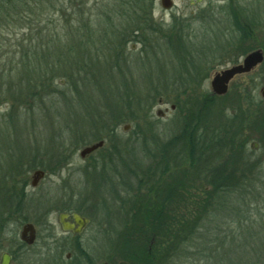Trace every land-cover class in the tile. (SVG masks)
Masks as SVG:
<instances>
[{"label": "trees", "instance_id": "16d2710c", "mask_svg": "<svg viewBox=\"0 0 264 264\" xmlns=\"http://www.w3.org/2000/svg\"><path fill=\"white\" fill-rule=\"evenodd\" d=\"M96 1L0 0V47L6 41L12 40L11 35L24 33L20 38L15 35L21 56L19 59V52L13 51L9 59V76L20 74L22 67L26 69L23 81L26 84L25 93H29V98L49 97L47 99L51 101L52 98H58L55 95L60 94L63 99L60 100L68 108H65L67 118L73 119L71 113L75 115L77 137H83L88 129L97 128L105 134L100 135L98 141L104 139V136L115 140L118 136L116 131L120 126L136 123V136L143 141L146 137L147 141L152 139V145H155L157 151H152V171L147 169L151 174L139 175L138 172L130 170V175L137 179L136 187L128 183L129 177L121 181L129 192V199H123L122 203L129 207L128 223L134 228L130 227L121 233V236H124L121 240L122 248L138 249L144 257L143 264H156L153 258L160 257L163 251L160 247V244H163L161 240L169 243L171 239H175L177 248L182 241H187L182 240V237L191 235L198 224V218L185 219L189 215H186V210L181 211L180 205L190 201L188 198L191 197L192 189L200 191V181L205 182V198L196 197L197 201L202 204L205 199L208 205L216 206L215 203L228 202L232 197L236 199L238 191H249L246 186H251V181L246 180V175L249 177L260 168L259 161L252 162L246 153L253 135L264 139V110L257 109L253 114V109L246 107L249 103L243 104L240 100V96H243L240 93L235 96L239 100L238 109L232 108L230 113L223 107V101L228 100L229 96L219 97L213 93H205L200 88L201 83L209 78L206 72L207 60L214 58L213 55L210 57L211 48L219 55L230 51L232 63L237 64L240 58L255 50L243 44L253 38V32L257 28L248 21L244 11L234 4L233 15L237 30H233V36L226 41L227 45L220 46L206 41L204 44H193L190 47L184 46L181 41L175 45L169 44L168 53H178L181 60L179 62H191L192 69L188 66L185 70L184 65L180 64V67L176 66L180 73H173L174 77L171 76L172 70L167 71L163 65L153 71L152 62L148 61L150 55H147V59L133 61L134 68H137L139 63L144 72H135L138 77L128 81L125 75L128 72L125 71L128 63L126 62L125 67L122 66L125 64V46L133 39L142 46L146 45L149 40L144 31H159L151 16L155 0H112L122 17L118 25H122L124 29L119 33L117 27L113 26L114 19L108 22L110 29L94 28L92 17L98 15L100 18V12L95 14L94 11L102 8ZM235 1L237 0H232L231 3ZM135 25L139 28L134 32ZM102 32L104 35L99 36ZM237 37L242 40L237 41ZM216 38L219 37L216 35ZM174 48H178V52ZM130 71L132 72V69ZM56 79H64L66 84L68 82L72 98L55 88ZM142 90L146 93L144 105L141 97L137 96ZM95 96L101 97L99 102L105 101V111L95 107L100 104L95 103ZM162 103L172 104L177 108L176 117L178 118L179 112L182 116V121L178 122L180 128L177 136L174 132L167 141L159 137L152 123L151 110L154 105ZM51 110L53 108L49 106L48 111ZM7 120L3 123L17 121L14 118ZM142 123L145 124L143 129ZM64 128L72 131L70 125H65L60 128L61 135L66 133ZM82 128L84 130H81ZM117 143L119 142L115 141L113 145L116 150ZM115 153L110 150L107 154ZM50 158L51 161L42 164L49 172L52 169V161L57 160L59 165L64 161V155L61 156V153ZM119 159L122 162L126 160L120 157ZM13 166L12 162L10 167ZM13 183L15 210L20 212L24 193L18 191V187L27 181ZM6 196L3 192L0 207H5H1L0 218L7 208L12 210L8 202L4 201Z\"/></svg>", "mask_w": 264, "mask_h": 264}, {"label": "rangeland", "instance_id": "374dc122", "mask_svg": "<svg viewBox=\"0 0 264 264\" xmlns=\"http://www.w3.org/2000/svg\"><path fill=\"white\" fill-rule=\"evenodd\" d=\"M231 1L172 0L173 7L165 10L162 8L160 0H155L151 16L153 24L159 31L156 33L151 30L144 31L149 40L146 45L142 46L133 39L125 46V64L122 66L125 67L126 62L128 63L127 69H125L128 71L125 73L126 79L132 81L133 78L138 77L135 72H144L139 63L138 67L134 68L135 62L133 61L141 60V58L147 59V55H150L148 61L152 62L153 71L163 65L167 71L171 72L172 70L171 76L173 77L176 72L180 73L176 66L180 67L179 61L181 60L178 53L175 55H170L174 54L171 51L170 54L168 53L169 44L175 45L181 41L184 46L190 47L193 44H204L206 41L220 46L227 45L226 41L233 36V30H237L233 15L234 4L244 11L248 21H251L257 28L253 32V38L250 41L246 40L243 45L253 47L254 51L262 50L264 52V0H237L235 3H231ZM96 2L102 8L94 11L95 14L100 12V18L98 15L92 17L94 28L104 29L107 27L110 29L111 25L108 22L114 19L113 26L117 27L118 33L121 32L124 27L122 29V25H118L120 24L118 21H122L121 13L118 12L119 8L114 7L112 0H97ZM138 28L136 25L133 26V31L135 32ZM15 35L20 38L24 33H15ZM15 35H11L12 40L6 41L0 47V71H6L0 73V186L4 188V184L7 186L11 181V177L8 179L7 176L10 171L16 175L13 182L25 180L30 185L34 161L38 164L40 161L47 164L48 161H51L50 156L55 157L58 153H61V156H66L75 152V157L69 161L72 168L83 170L85 167H92L95 171L93 174H91L92 171L88 174L81 171L63 173L62 175H46L37 189L29 187L32 197L29 199L30 205L24 211V216L30 223L38 222L35 225L41 232L36 244L27 248L23 253V261L26 264H104L105 254L108 250L122 248L121 238L124 236H121V233L132 227L128 223L129 207L122 203L123 199H129L127 196L129 192L116 173H98V171L101 172V164L100 166L94 164V158L100 156L99 152L85 160L80 157V152L84 148L94 145L100 135L104 134V131L97 128L88 129L83 137H77L75 115L71 113L69 115L73 119L67 118L68 113L65 110V103L61 101L63 99L60 94L55 95L58 98H52V102L47 99L49 97L44 99L29 98V93H25L24 85L26 84L23 81L26 69L22 67L20 74L9 76L11 65L9 59L13 51L19 52L17 54L19 59L21 56ZM27 35L28 32L26 37ZM101 35H104V32L99 36ZM216 35L219 38H216ZM237 38V41L242 40L241 37ZM65 44L69 46L68 43ZM237 44L239 46L238 42ZM174 49L178 52V48ZM221 50L225 51L226 49ZM210 52H212L210 57L213 55L214 58L207 60L206 72H208L209 78L200 86L205 93H212L211 81L216 73L242 63L243 59L252 53H248L240 58L237 64H233L230 51L219 55L218 52L215 53L214 48H211ZM182 64L185 70L192 65L188 61H183ZM131 69L133 73L130 71ZM173 73L174 75H172ZM157 74L158 72L155 76ZM67 84L64 79H56L54 85L59 92L66 93L68 97L72 98ZM263 89L264 62L249 74L237 76L231 81L226 94L229 99L223 101V107L230 113H232V108L238 109L239 100L235 96L242 93L243 96H240V100L243 104L249 103L246 107L253 109V114L257 109L264 110ZM145 95L144 90L137 93V96L141 97L142 105L146 101ZM94 100L95 103H100L95 107L100 111L106 110L105 101L99 102L101 97L95 96ZM49 106H52L53 110L50 111L52 112L50 116H47L50 113ZM172 107V104L162 103L154 105L151 110L153 120L151 122L163 141L169 140L174 132L177 136L180 128L178 122L182 121L180 112L177 118V108L173 109ZM158 111H162L164 116L159 117ZM8 118H14L17 121L3 123L4 120L8 121ZM130 124L133 126L124 131V127L130 126ZM130 124H123L118 129L120 139H108L102 152L108 153L110 150L116 152L111 155L110 169L113 170L112 166L118 167V164L126 165L128 171L123 173L121 178L129 177L128 183L136 187L137 179L132 177L129 171L138 172L139 175L144 173L150 175L151 173H148L147 169L149 172L152 171L154 163L152 151L154 149L157 151V149L155 145H152V139L147 141L146 137L143 141L138 138L135 134L138 130L136 123ZM65 125H70L72 131L69 132L64 128L67 134L61 135L62 129L60 128ZM143 128H145L144 123H142ZM252 139L248 143L249 150L246 154L252 162L259 161L260 168L253 174H248L249 177L246 175V180L251 181V186H246L249 191H238L236 199L232 197V200L228 202L223 200L224 202L215 203L216 206L208 205L209 203H205V199L201 204L196 197L205 198V194H203L205 182L200 181V191L192 189L191 197L188 198L190 201L187 200L188 203L183 204L184 202H182L180 205L181 211L186 210V215H189L185 219L198 218V224L190 233L191 235L187 234L182 237V240L187 241H182L177 248L175 239H171L169 243L166 240H161L160 242L164 245L160 244L163 251H161L160 257H157L159 258L158 264H264V139L256 135H253ZM115 141L119 142L116 145L117 150L113 146ZM255 144H257V148L253 147ZM99 151L101 152V150ZM119 157L126 160L122 162ZM12 162L14 166L10 167ZM57 162V160L52 161L53 164H57ZM141 171L143 172L140 173ZM5 179L8 181L5 182ZM189 189L191 188L189 187ZM43 195L46 196V203H42L43 207H40L41 205H37L36 197L40 198ZM66 204L74 209L81 208L86 213L90 211L89 213L92 215L91 224L79 237L70 236L61 229L59 215L60 210ZM91 204L93 207L88 210ZM191 212L193 213L191 214ZM132 229L134 228L132 227ZM11 230L15 239L19 240L22 224H12ZM125 236L127 235L125 234ZM169 259L171 260L169 261Z\"/></svg>", "mask_w": 264, "mask_h": 264}, {"label": "flooded vegetation", "instance_id": "af4514ba", "mask_svg": "<svg viewBox=\"0 0 264 264\" xmlns=\"http://www.w3.org/2000/svg\"><path fill=\"white\" fill-rule=\"evenodd\" d=\"M229 1V0H228ZM172 108H175V106H173ZM133 125L130 124V127H132ZM121 127V126H120ZM119 127V128H120ZM134 128V127H133ZM125 129V127H124ZM123 129V130H124ZM125 131V130H124ZM118 132V130L116 131ZM118 139H120V137L117 136ZM108 141V137H104V139L97 141L94 145L98 144V143H103L102 146L95 150L94 152L86 155L85 157L81 156V152H80V157L85 160L89 157H91V155H93L94 153L99 152L100 156L94 158V164H98L100 166L101 164V172L98 171V173L100 174H107V173H116L117 175H121L123 176V173H127V168L126 165L122 166V164H118V167H114L113 170L107 169L108 165L110 164V158H111V154H107V153H103L102 149H104L105 143ZM92 145V146H94ZM88 148V147H87ZM101 150V152L99 151ZM111 153V152H110ZM73 157H75V152L74 153H70L68 155H64V160L60 165L59 164H52V166H55L54 168H52L49 172L48 170L44 169V167L42 166V164H45V162L40 161V164L36 163L34 164L33 167V173H32V179H31V184H23L20 185L18 187V191H22L24 193V197H23V206L20 212H16L15 210V206H16V202H15V196H14V192L15 190H12L15 186L13 183V176L14 174H12L13 171H10L7 176L8 179L11 177V181L9 182V184L6 186L4 184V188L2 189V186H0V202L3 198V192L7 195L6 197H4V201L8 202V206L12 207V210L9 211V208H7L2 217L0 218V264H4L7 262V264H26L23 261V253L25 252V250L27 248H31L32 246H34L36 244L37 238L40 237V229L38 228V226H36L35 224H38V222L35 221L34 223H30L24 216V211L28 208V206L30 205L29 199L32 197V193L29 190V187L31 186L34 190L38 188L40 182L45 179L46 175H51V174H59L62 175L63 173H71V172H85L86 174H88L89 172L92 171L91 174L95 173L94 169L92 167H85V169L81 170V169H76V168H72L71 165L69 163L70 160H73ZM122 163V162H121ZM96 167V166H94ZM125 167V168H123ZM120 168V169H119ZM107 169V170H106ZM99 170V169H98ZM31 171V170H30ZM38 171H41L44 173L43 178H41L40 180L37 181V184L35 186H33V181H34V174ZM97 172V171H96ZM30 173V172H29ZM123 178L120 177V181H122ZM7 179H5L6 182ZM8 181V180H7ZM23 182V181H22ZM21 182V183H22ZM2 191V194H1ZM36 197V196H35ZM44 199V200H43ZM46 196H40L36 197V202L37 205H41L42 203H46L45 201ZM29 202V203H28ZM2 208H4L5 206L1 205ZM0 207V208H1ZM93 204L89 205L88 210L92 209ZM2 208L0 210H2ZM79 209L81 208H71L70 206H67V204L65 205V207L63 209L60 210V215H59V223L61 226V229L64 233L73 236V237H79L80 235H82L84 233V231L89 227V225L92 222V215L88 212H84V211H79ZM46 213V212H44ZM23 214V216L21 217V215ZM45 215V214H43ZM64 219H61L62 217H64ZM75 216H80L84 219L89 220V223L86 224L83 228L80 227V225L78 223H76L75 221ZM42 218H44V216H42ZM42 220V219H41ZM63 220V221H62ZM15 223H21L22 224V230L20 233V239L17 240L15 239V236L11 230V225L15 224ZM28 225H32L34 228V242L32 244H29L28 242L22 240V233L24 231V228ZM66 227L69 228V230H66ZM81 229V230H80ZM80 231V232H79ZM31 237V232L29 231L26 235V239H29ZM45 238V236H44ZM150 253H151V248L149 249ZM143 260L144 257L143 255L138 251V249L136 248H122V249H111L108 250V252L105 254V262L104 264H143ZM153 260L155 261L156 264H158L159 262V258H153ZM171 259H169L170 261Z\"/></svg>", "mask_w": 264, "mask_h": 264}, {"label": "water", "instance_id": "95a60500", "mask_svg": "<svg viewBox=\"0 0 264 264\" xmlns=\"http://www.w3.org/2000/svg\"><path fill=\"white\" fill-rule=\"evenodd\" d=\"M218 2H226L228 0H215ZM161 6L163 9L168 10L173 7L172 0H160ZM264 62V52L262 50L254 51L250 54H248L242 61V63L237 64L229 69H226L224 71L218 72L214 75L212 81H211V89L212 93L216 96L222 97L225 96L229 91V85L231 81L240 75L249 74L252 72L256 67L261 65ZM262 97L264 98V89L262 90ZM174 109V108H173ZM157 115L159 117H163L164 113L162 111H158ZM130 126L125 127V131L129 129ZM103 143H98L94 146L88 147L84 149L81 153L82 157H85L86 155L94 152L95 150L99 149L102 146ZM254 148H257V144L253 145ZM44 173L41 171H38L34 174V181L33 186L37 184V181L43 178ZM62 217L61 219H64ZM63 221V220H62ZM75 221L80 225L81 228H83L86 224L89 223V220L84 219L80 216H75ZM66 230H69V228L66 227ZM81 230V229H80ZM31 232V237L29 239H26V235L28 232ZM34 228L32 225H28L24 228V231L22 233V240L28 242L29 244H32L34 242ZM80 232V231H79ZM69 257V255H68ZM4 264H7L4 263Z\"/></svg>", "mask_w": 264, "mask_h": 264}]
</instances>
